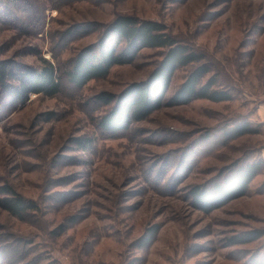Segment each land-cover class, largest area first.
Instances as JSON below:
<instances>
[{"label":"rangeland","instance_id":"obj_1","mask_svg":"<svg viewBox=\"0 0 264 264\" xmlns=\"http://www.w3.org/2000/svg\"><path fill=\"white\" fill-rule=\"evenodd\" d=\"M18 9L31 23L0 20L1 57L68 63L117 14H135L204 55L205 80L215 77L213 87L231 97L172 102L190 64L175 71L159 109L102 130L116 96L145 80L166 51L144 47L83 87L65 80L56 96L32 93L0 108V187L36 205L21 218L0 206V264H244L264 256V0H20ZM87 21L96 23L88 34L66 32ZM105 92L115 94L109 104L98 97ZM245 120L257 131L226 137ZM259 159L243 195L211 210L195 202L193 189ZM250 231L259 236L233 242Z\"/></svg>","mask_w":264,"mask_h":264},{"label":"trees","instance_id":"obj_2","mask_svg":"<svg viewBox=\"0 0 264 264\" xmlns=\"http://www.w3.org/2000/svg\"><path fill=\"white\" fill-rule=\"evenodd\" d=\"M19 1L0 0L2 22L31 23L22 18L20 21L16 13L19 10ZM95 24L87 21L75 25L77 28H68L66 32L71 34L83 30L81 32L88 34L95 29ZM24 26L25 24L20 25L22 28ZM144 47L165 48L166 51L159 65L145 80L131 83L116 98L115 94L110 92L98 95L106 104L115 98L114 109L99 120V127L102 130L115 132L128 128L132 121L143 119L159 109L166 98L175 71L190 64L193 68L172 96V102H189L196 98L226 100L231 97L229 93L213 87L216 83L215 77L210 76L205 80L211 69L204 55L193 47L179 42L167 31L165 24L135 14L120 13L104 25L94 42L84 46L68 63L58 60L57 57L51 60L41 56L40 64L32 65L0 55V108L5 107L10 111L18 105H23L30 99L32 93L56 96L63 91L65 80L76 87H83L91 79L105 77L114 65L132 62ZM2 112L5 111L0 109V113ZM256 131L257 128L245 120L229 130L226 137L234 138ZM261 164L260 159L244 162L236 166L222 183H216L210 189L196 187L192 191L195 202L203 209L211 210L243 195ZM0 193L5 194L0 196V206L15 216L21 218L28 212L27 210L36 208L33 202H27L11 185L0 187ZM154 232L155 229L149 233ZM243 235L233 242L256 238L259 233L250 231ZM244 264H264V256L253 257Z\"/></svg>","mask_w":264,"mask_h":264}]
</instances>
